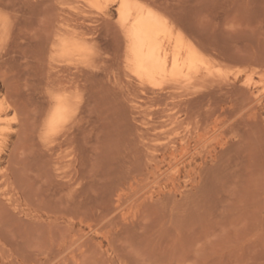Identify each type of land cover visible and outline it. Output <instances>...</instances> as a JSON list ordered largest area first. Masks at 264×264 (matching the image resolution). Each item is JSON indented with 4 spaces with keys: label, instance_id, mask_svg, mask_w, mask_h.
<instances>
[{
    "label": "rangeland",
    "instance_id": "obj_1",
    "mask_svg": "<svg viewBox=\"0 0 264 264\" xmlns=\"http://www.w3.org/2000/svg\"><path fill=\"white\" fill-rule=\"evenodd\" d=\"M121 1L0 0V264H264V0H130L188 85L137 81Z\"/></svg>",
    "mask_w": 264,
    "mask_h": 264
},
{
    "label": "bare ground",
    "instance_id": "obj_2",
    "mask_svg": "<svg viewBox=\"0 0 264 264\" xmlns=\"http://www.w3.org/2000/svg\"><path fill=\"white\" fill-rule=\"evenodd\" d=\"M82 2H84V1H82ZM87 3H88V1H87ZM89 5H90V2H89ZM119 5H120V7H118L117 11H119L120 24L122 26H128L129 27V34H128L129 46L128 47H129V53L131 56L130 62L133 66L132 69H134L133 70L134 73L133 72L132 73L135 75L137 81L140 84H143L145 82L152 83V82H154V80L157 77L169 76L170 79H174V80L182 78L185 81V83H187V85H188L189 83H191V81L193 79L192 73L198 72L197 68L205 69L206 72L209 70V66L204 61L203 57L195 50V48L192 45L184 43V40L182 37H177L174 40L173 45H172V39H173L172 38V28L168 25V22L166 20H164L162 17H160L159 15H157L156 12H154L153 10L147 9V10H142L138 16H133L134 13H133V8H132L130 0H122L121 4L119 3ZM85 7L90 8L88 6V4ZM97 7H99V6H97ZM92 9H93V7H92ZM98 11H101V9ZM79 13H81V12H79ZM79 36L81 37L80 34H79ZM63 38L65 39V37H63ZM76 40H78V39H76ZM74 41H75V38H74ZM68 44H72V42L68 43ZM82 44H81V47H82ZM83 45H85V44H83ZM68 46H70V45H68ZM75 47H77V46H75ZM69 48H72V46ZM72 49H70V50L68 49L67 51L71 52ZM63 51H65V49ZM63 51H62V55H63ZM79 51H77V52H79ZM82 51H84V50H81V53H82ZM84 52H86V50ZM71 53H68V54L66 53V54L69 56ZM60 54H61V52H60ZM74 54H76V52H74ZM73 57H74V55H73ZM76 58H78V57L76 56ZM169 62L171 63L170 68H169ZM204 71H202V72H204ZM185 72H186V74H185V76H183L182 74ZM210 72H209V74H210ZM190 74H192L191 77H188V75H190ZM164 79H165V77H164ZM163 82H165V80ZM155 84H157V83H155ZM155 84H154V86H156ZM178 85H180V84L178 83ZM159 87L160 86H158V88ZM176 87L177 86L175 85V87H173V90L174 89L178 90V88H181V86H179L178 88H176ZM182 88H186V87L183 86ZM173 96H175V95H173ZM159 97H160V95H159ZM169 97H171V95ZM169 97H167V98H169ZM65 103L66 102L63 103L62 100L59 101L57 107L54 109L53 113H51L52 114L51 115V121H50V125L48 127H51L52 124L54 125L55 122H57L58 120H60L63 117L66 119V117H65L66 115L64 116V114L66 112V108L71 109L69 107V105L72 102L68 103L69 104L68 106H66ZM73 104L74 103H72V105ZM171 107H173V106H171ZM177 113H179V112H177ZM177 113H173V114H177ZM176 117H177V115H176ZM162 119H163V117H162ZM196 119H198V117ZM62 122H64V121H62ZM60 123H61V121H60ZM179 123H180V121H179ZM55 125H57V124H55ZM162 126H165V125L163 124ZM53 128H54V126H53ZM53 128L51 127L52 130H53ZM168 134H170V133H168ZM169 142H171V140Z\"/></svg>",
    "mask_w": 264,
    "mask_h": 264
}]
</instances>
